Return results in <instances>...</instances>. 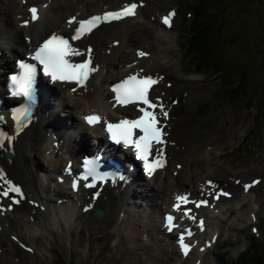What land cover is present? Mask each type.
Listing matches in <instances>:
<instances>
[{"label": "snow or ice", "instance_id": "snow-or-ice-1", "mask_svg": "<svg viewBox=\"0 0 264 264\" xmlns=\"http://www.w3.org/2000/svg\"><path fill=\"white\" fill-rule=\"evenodd\" d=\"M142 6V5H141ZM136 3L125 5L122 9L117 11L106 12L103 15L92 16L87 20L78 22V27L74 29V35L70 38H65L60 35L53 34L46 39L31 56V60L36 63H27L20 61L17 64L18 72L12 74L9 77V93L12 97L23 98L27 103L18 109H15L12 113V119L16 125V131H22L23 127L26 126L25 118L30 115L31 108L36 102V85L38 72H42L45 77H49L52 82L62 83H73L78 87H85L92 73L97 69L93 66L92 62V48H88L86 52L74 48L69 42L70 40H80L85 35L90 34L95 28L99 27L103 23H111L113 21H120L125 18L135 17L137 15ZM31 19L37 20L38 11L35 7L30 8ZM176 15L173 10L168 15L162 18V23L171 28L173 26V17ZM27 23V22H25ZM71 25L76 23L75 18L68 21ZM140 57H145L148 53L139 51L137 53ZM86 55L88 58L81 63H72L69 60L70 56H81ZM159 82L158 79H153L151 76L138 77L137 75H131L126 80L122 81L119 85L112 88V91L116 94L115 99L117 104L128 105V104H143L146 107H141L139 110L143 113L138 119L134 120H121L117 124L107 123L106 131L109 134V138L115 144H122L125 148H132L135 151L136 159L143 162L145 172L151 176L155 173L158 168L164 166L163 149H157V155L150 162L149 157L152 155L153 145H163L165 140L163 136V125L157 117L155 109L159 107L160 112L164 118L168 117V112L165 110L162 104H156L149 99V90L153 85ZM72 91H76L75 88ZM3 116H0V120H3ZM86 122L89 125L95 126L101 123V117L98 115H88L85 117ZM139 130L142 135L136 136V130ZM9 141L11 138H8ZM4 146V137L0 134V147ZM123 175L117 173H102L99 171V161L97 159H90L85 162V171L82 176L73 181V189H77L79 180L89 181L83 186L86 188H96L98 182L112 181H125ZM0 180L4 181L7 188L0 191V196L8 197L12 200V203H19L20 201L10 196V193H15L16 196L23 198V193L20 187L12 184L7 180L3 170H0ZM211 183V182H209ZM239 183V181H237ZM259 181H254L251 185H244V190L247 192ZM99 192L93 193V199L98 198ZM228 196L229 193H218L219 196ZM181 203H188L186 197H177V203L175 210H180ZM201 204L207 206L206 201L196 202V207H200ZM91 205H89L90 207ZM88 209L86 208L85 211ZM184 215L190 219H195L194 216L190 215V210L185 211ZM173 217L168 216L166 218L168 230L171 231L174 227ZM199 226L203 229L204 221H199ZM253 231H256L253 229ZM186 235L190 237L192 232L186 230ZM15 240L16 237L14 236ZM178 244L181 248L183 255L187 256L191 249V245L185 243V235H181ZM23 247V245H21ZM203 250V249H201ZM32 251V249H28Z\"/></svg>", "mask_w": 264, "mask_h": 264}, {"label": "rangeland", "instance_id": "rangeland-1", "mask_svg": "<svg viewBox=\"0 0 264 264\" xmlns=\"http://www.w3.org/2000/svg\"><path fill=\"white\" fill-rule=\"evenodd\" d=\"M223 0H209V3H206V9L209 11H214L209 15H216V12ZM244 15L241 17L243 21H249L247 24L245 33L240 32V30L229 29V26H234L240 19L235 18L233 15H230L228 19L222 24L223 28H220L218 31L219 43L218 45H232L234 48L242 49L245 53H250V56H242L244 61H249L251 59L252 54H257V56H261V60L264 57V0H254V1H246L243 8ZM260 11L258 16L257 11ZM219 16V15H218ZM218 16L212 18L209 22L211 24ZM211 17V16H210ZM207 18V17H206ZM218 23H221V20H218ZM218 26L216 24L214 27ZM237 27V26H236ZM240 27V26H239ZM238 28V27H237ZM261 31V32H260ZM203 30L199 34H202ZM241 41L242 47L239 46L238 41ZM235 54H239L236 49L234 50ZM234 54H230L233 56ZM219 152V151H218ZM216 153V152H215ZM259 164L264 165V161H258ZM254 166H258L254 164ZM264 168V166H260ZM138 260V255L135 256V260L132 262L133 264Z\"/></svg>", "mask_w": 264, "mask_h": 264}, {"label": "bare ground", "instance_id": "bare-ground-1", "mask_svg": "<svg viewBox=\"0 0 264 264\" xmlns=\"http://www.w3.org/2000/svg\"><path fill=\"white\" fill-rule=\"evenodd\" d=\"M70 5H72L70 3V1H67L64 3L59 2V3H57V5H56V3H54L53 6H55L54 9L57 11V16L52 20H48L46 23H44L42 26H40L39 30H43L47 34L51 29L56 28L59 25V23L63 20L61 12L65 11V10L71 11L69 8ZM63 9H65V10H63ZM14 11H16V5L13 3V0H12V4H10L8 0H0V34L1 35H10L11 31L14 29V26L12 24L13 19H11V15ZM1 19H5L6 21H2ZM138 28H139V26H137V25L132 26V30H134V31L138 30ZM142 28L147 29V25H142L141 29ZM190 91H192V90H190ZM37 124H38L40 131H46L47 128L45 125H43L40 122H37ZM49 131H52V130H49ZM207 158L208 157H205V159H207ZM133 217H134V215H133Z\"/></svg>", "mask_w": 264, "mask_h": 264}, {"label": "trees", "instance_id": "trees-1", "mask_svg": "<svg viewBox=\"0 0 264 264\" xmlns=\"http://www.w3.org/2000/svg\"><path fill=\"white\" fill-rule=\"evenodd\" d=\"M238 1H243V0H238ZM244 1H245V0H244ZM249 1H252V0H249ZM234 2H236V1H234ZM237 5H238V4H235V7H237ZM257 264H264V261L259 260V261L257 262Z\"/></svg>", "mask_w": 264, "mask_h": 264}]
</instances>
